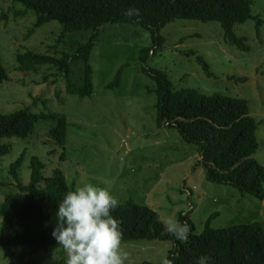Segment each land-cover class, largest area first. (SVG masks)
Listing matches in <instances>:
<instances>
[{"label":"rangeland","instance_id":"rangeland-1","mask_svg":"<svg viewBox=\"0 0 264 264\" xmlns=\"http://www.w3.org/2000/svg\"><path fill=\"white\" fill-rule=\"evenodd\" d=\"M252 1L250 13L262 22L258 36L252 20L232 28L235 35L246 38L248 52L227 44L217 23L174 20L159 30L162 48L147 61V67L164 72L173 90L191 88L203 95L220 93L245 100L248 115L262 121L255 131L258 146L253 158L264 168V0ZM33 23V12L0 0V63L8 78L0 85V113L24 108L31 113L61 115L67 124L66 140L62 150L50 140L51 121H38L25 139H0L1 144L9 145L8 153L0 157V182L9 185L0 187V202L4 195L18 192L8 167L22 152L16 171L22 188L28 182L29 158L35 156L43 164L44 178L59 169L73 190L84 183L107 187L119 205L131 201L146 207L163 226L168 216L186 213L189 204L188 219L196 235L211 213L217 214L209 223L211 229L252 222L264 228V200L240 196L230 187L205 181L202 168L195 165L198 158L193 146L184 143L174 129L156 126L154 85L141 73L137 61L138 50L150 48L147 30L125 24L99 28L87 60L91 94L79 98L82 61H69L65 74L50 65L21 73L16 71L15 56L32 52L59 59L73 54L93 31L61 34L55 21L37 28ZM186 51L206 62L211 77L204 75L194 57L183 54ZM122 65L119 87L106 90L105 84ZM124 245L130 264H161L172 247L166 241ZM66 261L61 246L34 253L0 246V264Z\"/></svg>","mask_w":264,"mask_h":264},{"label":"trees","instance_id":"trees-1","mask_svg":"<svg viewBox=\"0 0 264 264\" xmlns=\"http://www.w3.org/2000/svg\"><path fill=\"white\" fill-rule=\"evenodd\" d=\"M34 13L33 27L55 21L61 34L71 31L92 30L93 33L73 54L59 59L48 55L24 52L15 56L16 71L28 73L37 67L50 65L61 73L68 72L69 61L83 63L82 83L76 94L79 98L91 94V68L88 56L94 46L96 32L107 24H125L145 29L150 34V48L138 50L140 71L153 82L155 96V124L174 129L180 139L196 151L195 165L203 170L205 181L234 189L240 196L264 200V168L253 158L257 150L255 131L262 121L248 115L246 101L220 93L203 95L191 88L173 90L167 75L147 67V61L162 48L158 34L166 24L174 20H190L200 23H217L222 39L237 51L250 50L244 36L233 33L234 25L254 21L255 36L262 24L251 15L252 0H10ZM139 9V16H126L127 9ZM194 57L206 77H211L206 62L191 51L183 53ZM120 66L106 90L119 87ZM5 69L0 63V85L7 81ZM244 81L243 79H240ZM38 121H51L50 140L61 150L66 140V120L61 115L31 113L19 109L9 114L0 113V139L29 137ZM9 151L8 144L0 143V157ZM22 152L8 167V174L18 189L17 193L4 195L0 202V246L22 247L30 253L59 246L51 233L57 223V203L64 194L73 190L66 184L59 169H53L44 178L43 164L31 156L28 161V182L21 187L16 171L22 163ZM62 160V153L59 155ZM60 160V161H61ZM9 186L0 182V187ZM121 221L124 242L166 241L172 247L167 257H175L173 264H196L200 256L209 258L208 264H264V228L259 222L233 225L224 229H211L206 218L200 234H194V226L188 212L178 213L176 219L190 225L186 242L170 235L165 226L150 209L125 201L113 212ZM142 264H150L143 262Z\"/></svg>","mask_w":264,"mask_h":264},{"label":"clouds","instance_id":"clouds-1","mask_svg":"<svg viewBox=\"0 0 264 264\" xmlns=\"http://www.w3.org/2000/svg\"><path fill=\"white\" fill-rule=\"evenodd\" d=\"M126 16H139L140 10L129 8ZM120 201L107 187L92 183L78 185L57 203V223L51 233L67 254L66 264H130V253L123 240L121 221L112 212ZM166 231L186 242L191 227L174 215L164 219ZM175 257L165 256L161 264H173ZM200 256L196 264H208Z\"/></svg>","mask_w":264,"mask_h":264},{"label":"built area","instance_id":"built-area-1","mask_svg":"<svg viewBox=\"0 0 264 264\" xmlns=\"http://www.w3.org/2000/svg\"><path fill=\"white\" fill-rule=\"evenodd\" d=\"M187 212L191 210V206L189 204H187Z\"/></svg>","mask_w":264,"mask_h":264}]
</instances>
